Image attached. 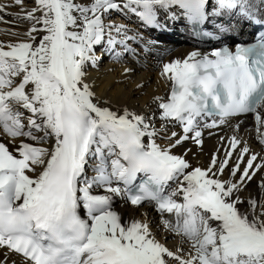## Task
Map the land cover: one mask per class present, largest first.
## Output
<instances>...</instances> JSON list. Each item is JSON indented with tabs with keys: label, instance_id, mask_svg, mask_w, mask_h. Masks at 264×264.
I'll list each match as a JSON object with an SVG mask.
<instances>
[{
	"label": "snow or ice",
	"instance_id": "6c2138e0",
	"mask_svg": "<svg viewBox=\"0 0 264 264\" xmlns=\"http://www.w3.org/2000/svg\"><path fill=\"white\" fill-rule=\"evenodd\" d=\"M23 4L12 0L20 18L33 22L28 39L0 43V133L14 145L10 150L0 138V264H8V254L20 264H264V202L240 196L264 172V155L236 135L206 168L172 153L189 140L202 145L203 129L247 114L264 144V0H36L31 10ZM7 8L0 4V14L10 15ZM113 13L162 30L160 13L173 22L183 17L208 39L241 26L260 32L250 46L193 51L163 65L172 87L166 101L157 98L160 119L182 128L164 135L153 118L102 104L85 82L86 66L101 59L97 48L119 58L140 39L114 23ZM171 181L176 188L165 194ZM115 197L132 206L155 202L158 213L174 217L163 225L187 247L172 250L148 223L124 222Z\"/></svg>",
	"mask_w": 264,
	"mask_h": 264
},
{
	"label": "bare ground",
	"instance_id": "6f19581e",
	"mask_svg": "<svg viewBox=\"0 0 264 264\" xmlns=\"http://www.w3.org/2000/svg\"><path fill=\"white\" fill-rule=\"evenodd\" d=\"M0 4L8 5L7 12L10 13V15L0 14V43L7 45L27 40L26 34L30 31L33 22L20 18L24 12L20 6H12V0H0ZM36 6V0H24V9L31 10ZM159 18L167 25V30L145 26L135 16L126 19L123 15L113 13L114 23L126 25L132 30L129 32L130 35L138 32L140 39L130 41L129 47L133 49V52L124 53L119 58L104 55L100 48H97V54L101 56V59L95 65L89 63L86 66L85 82L91 86L95 98L102 104L107 102L108 106L115 111L127 108L130 111L151 117L156 128L161 131L166 128L167 131L164 132V135H169L172 131L180 133L182 129L160 119L162 111L157 107L159 103L157 98L166 101L172 87V82L162 75L163 65L174 62L176 59L183 60L191 52L199 51V49L186 44V38L183 37L187 35V32L183 27L182 17L173 22L165 20L164 14L160 13ZM13 33H18V35ZM41 35L42 33L36 34L37 40ZM117 38L119 39V37ZM117 51L123 52V49L118 46ZM200 52L205 54L204 51ZM240 121L241 123L238 124ZM161 126H164L163 130L160 129ZM233 135L241 139L254 153L264 155V144L259 142L258 125L253 117L249 116L231 119L228 123L215 128L203 129V145L201 147L189 140L172 148V153L185 158L193 168H206L214 154L219 153L221 156L224 154L229 146L228 141ZM0 138H3V142L9 146L10 150L13 149L14 145L9 142L8 138H4L2 133H0ZM157 143L162 147H168L170 141L160 138ZM28 174L34 175L33 173ZM88 174L93 175L94 173L89 169ZM225 177H227V172ZM262 178H264V172L257 173L256 177L241 191V198L247 201L251 197L264 202V189L258 187ZM169 186H171L170 190H174L176 182H169L167 187ZM94 194L106 193L102 189H94ZM178 202L183 201L178 198ZM247 208V204L241 205L242 211ZM113 209L124 222L139 220L148 223L155 237L170 249L187 247V245H181L180 237H174L162 223L164 218L174 219V217H169L168 214L158 215L151 207H131L120 197L114 198ZM259 212L260 209L257 208V213ZM81 214L86 216V210H82ZM3 255L4 252L0 250V256ZM13 262L20 264V257L8 254V264H13Z\"/></svg>",
	"mask_w": 264,
	"mask_h": 264
},
{
	"label": "rangeland",
	"instance_id": "374dc122",
	"mask_svg": "<svg viewBox=\"0 0 264 264\" xmlns=\"http://www.w3.org/2000/svg\"><path fill=\"white\" fill-rule=\"evenodd\" d=\"M162 41V40H161ZM98 50L96 49V52H97Z\"/></svg>",
	"mask_w": 264,
	"mask_h": 264
}]
</instances>
